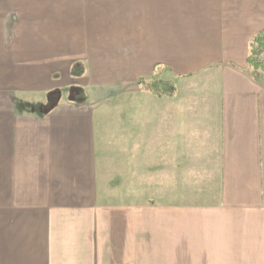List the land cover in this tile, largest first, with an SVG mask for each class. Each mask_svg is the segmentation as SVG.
Listing matches in <instances>:
<instances>
[{"label":"crops","instance_id":"obj_1","mask_svg":"<svg viewBox=\"0 0 264 264\" xmlns=\"http://www.w3.org/2000/svg\"><path fill=\"white\" fill-rule=\"evenodd\" d=\"M262 35L264 0H0V264H264Z\"/></svg>","mask_w":264,"mask_h":264},{"label":"trees","instance_id":"obj_2","mask_svg":"<svg viewBox=\"0 0 264 264\" xmlns=\"http://www.w3.org/2000/svg\"><path fill=\"white\" fill-rule=\"evenodd\" d=\"M249 72L253 79L264 86V35L255 38L251 44V53L248 57ZM80 66H75L72 75L83 73ZM146 90L154 93L160 98L173 97L176 92L175 85L161 80H153L150 83L139 82Z\"/></svg>","mask_w":264,"mask_h":264},{"label":"rangeland","instance_id":"obj_3","mask_svg":"<svg viewBox=\"0 0 264 264\" xmlns=\"http://www.w3.org/2000/svg\"><path fill=\"white\" fill-rule=\"evenodd\" d=\"M73 93H75V90H73L71 94L73 95Z\"/></svg>","mask_w":264,"mask_h":264}]
</instances>
